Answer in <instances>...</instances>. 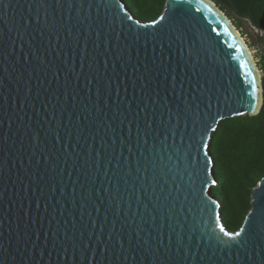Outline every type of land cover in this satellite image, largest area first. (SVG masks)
I'll use <instances>...</instances> for the list:
<instances>
[{"label": "water", "instance_id": "1", "mask_svg": "<svg viewBox=\"0 0 264 264\" xmlns=\"http://www.w3.org/2000/svg\"><path fill=\"white\" fill-rule=\"evenodd\" d=\"M161 16L0 0V264H264V178L225 246L209 152L262 84L201 3Z\"/></svg>", "mask_w": 264, "mask_h": 264}, {"label": "trees", "instance_id": "2", "mask_svg": "<svg viewBox=\"0 0 264 264\" xmlns=\"http://www.w3.org/2000/svg\"><path fill=\"white\" fill-rule=\"evenodd\" d=\"M212 1L229 19L236 16L248 20L264 31V0ZM124 3L135 19L150 23L162 15L166 0H124ZM262 87L260 113L220 123L209 148L217 183L212 195L219 201L223 224L231 233L242 227L251 210L252 190L264 178V75Z\"/></svg>", "mask_w": 264, "mask_h": 264}, {"label": "bare ground", "instance_id": "3", "mask_svg": "<svg viewBox=\"0 0 264 264\" xmlns=\"http://www.w3.org/2000/svg\"><path fill=\"white\" fill-rule=\"evenodd\" d=\"M199 3H201L206 9H208L215 17L216 19L223 25V27L229 32V34L232 36V38L235 40V42L239 45L241 51L243 52L250 69L253 73V76L257 78V87L259 88V107L261 104V84H262V74L261 71L248 47L244 39L242 38L241 34L235 28L233 23L230 21V19L216 6L212 1L210 0H195ZM258 107V108H259Z\"/></svg>", "mask_w": 264, "mask_h": 264}, {"label": "rangeland", "instance_id": "4", "mask_svg": "<svg viewBox=\"0 0 264 264\" xmlns=\"http://www.w3.org/2000/svg\"><path fill=\"white\" fill-rule=\"evenodd\" d=\"M230 21L248 45L260 71L264 75V31L256 29L248 20L233 16ZM237 26V27H236Z\"/></svg>", "mask_w": 264, "mask_h": 264}, {"label": "snow or ice", "instance_id": "5", "mask_svg": "<svg viewBox=\"0 0 264 264\" xmlns=\"http://www.w3.org/2000/svg\"><path fill=\"white\" fill-rule=\"evenodd\" d=\"M170 2L172 3H182L183 0H170ZM160 20L161 21H164L165 20V17L164 16H161L160 17ZM249 75H251V72H249ZM256 86H257V78L256 77H252V83L250 85L251 87V91L249 92V96L251 97V100L249 102V108H253L255 107V101L257 100V96H256ZM237 115H243V113H237ZM170 121L172 119V117L169 118ZM211 131H216V129H211ZM201 139H203V134H201ZM208 148V145L207 144H202L201 145V151H206V149ZM208 161L206 160V165H207ZM193 179H198V176H195V172H196V169H193ZM205 171H207V168H205ZM213 184L216 183L215 180L212 181ZM179 191V190H177ZM213 233H215V228H213ZM219 231L223 234L224 237H227V239H222L220 240V243L225 245V246H228L230 245L233 241H236V238L237 237H240L241 240L240 242L242 243L243 242V237H242V233L244 232V229H241L240 231H237L235 232V234H232V233H229L227 231H225V229L220 226L219 228ZM179 238V237H178ZM219 239V238H218Z\"/></svg>", "mask_w": 264, "mask_h": 264}]
</instances>
